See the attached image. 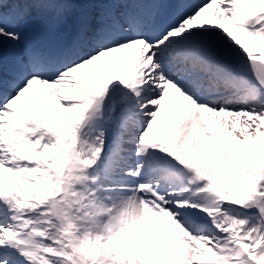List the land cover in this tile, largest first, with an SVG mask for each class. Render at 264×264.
<instances>
[{
  "label": "snow or ice",
  "instance_id": "obj_1",
  "mask_svg": "<svg viewBox=\"0 0 264 264\" xmlns=\"http://www.w3.org/2000/svg\"><path fill=\"white\" fill-rule=\"evenodd\" d=\"M0 264H264V0H0Z\"/></svg>",
  "mask_w": 264,
  "mask_h": 264
}]
</instances>
